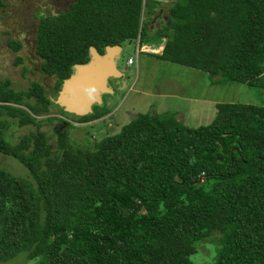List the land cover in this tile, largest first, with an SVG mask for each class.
<instances>
[{"label":"trees","instance_id":"obj_1","mask_svg":"<svg viewBox=\"0 0 264 264\" xmlns=\"http://www.w3.org/2000/svg\"><path fill=\"white\" fill-rule=\"evenodd\" d=\"M160 5L72 0L67 11L37 16L34 55L50 89L0 82V154L26 170L22 178L0 168V264H264V104H216L212 121L196 128L136 114L90 149L60 131L54 149L39 133L14 144L4 135L11 122L69 126L64 120L107 114L102 105L76 117L53 101L89 48L101 55L129 40L143 46L142 9L149 23ZM166 17L151 36L165 39L154 57L206 73L210 84L264 92V0H178ZM8 47L17 52L20 43ZM51 106L60 119H37ZM210 233L219 234L213 261H193Z\"/></svg>","mask_w":264,"mask_h":264},{"label":"rangeland","instance_id":"obj_2","mask_svg":"<svg viewBox=\"0 0 264 264\" xmlns=\"http://www.w3.org/2000/svg\"><path fill=\"white\" fill-rule=\"evenodd\" d=\"M3 6L0 7V82L6 81L8 87L14 91L26 90L29 84L36 81L49 90L53 79L46 78L37 73L40 60L33 55L34 41L32 32L35 27V15H44L51 10L55 13L61 8H67L72 0H1ZM159 1V0H156ZM50 3V6L47 5ZM165 11V6L159 7ZM141 22L146 25L149 35L146 44L154 41V48L162 41L152 38L155 30L163 27L164 20L156 21L157 14L150 18L145 16L142 9ZM9 41H17L20 48L17 52H12L8 47ZM28 45V46H27ZM138 39L129 40L122 43L121 53L116 61V69L122 75L121 78L107 79V85L112 90L111 94L101 97V104L107 114L87 122L74 123L69 119L64 120L69 126L56 121H42L39 127L24 126L18 127L14 122L5 130L4 135L10 143H16L17 139L27 134H42L51 149L56 147L57 131L66 135L69 143L73 147L90 149L93 143L103 137L116 134L121 126L127 124L136 114L170 115L175 117L177 110L189 109L191 119L185 126L196 128L208 125L212 118L206 115L211 109L206 103L191 102L186 100L189 97H204L208 99H218L236 104H250L261 106L264 104V92L255 88H250L244 84L225 83L213 85L207 90H202V85L210 83L208 75L195 69L176 65L166 61H161L154 57L155 49L136 54ZM139 47V46H138ZM128 57L133 59L131 66H126ZM20 60L15 63V60ZM204 75V77L202 75ZM142 92L148 93L143 96ZM56 96V95H55ZM185 98V101L182 100ZM161 103V108L156 104ZM61 118L56 114L53 106L50 107L48 115L37 117ZM176 119V117L174 118ZM182 124V122H180ZM0 168L12 175L26 178V170L14 159L0 154ZM218 233L205 235L204 239L196 245L197 253L191 256L192 260L198 263L211 262L215 256ZM2 264H35L25 261L23 257H17L7 263Z\"/></svg>","mask_w":264,"mask_h":264},{"label":"water","instance_id":"obj_3","mask_svg":"<svg viewBox=\"0 0 264 264\" xmlns=\"http://www.w3.org/2000/svg\"><path fill=\"white\" fill-rule=\"evenodd\" d=\"M120 52V46L105 47L101 55L89 48L88 61L72 67L71 74L62 81L53 102L65 113L76 117L90 113L93 106L101 104V96L112 93L107 79L122 76L116 69Z\"/></svg>","mask_w":264,"mask_h":264},{"label":"crops","instance_id":"obj_4","mask_svg":"<svg viewBox=\"0 0 264 264\" xmlns=\"http://www.w3.org/2000/svg\"><path fill=\"white\" fill-rule=\"evenodd\" d=\"M178 0H159V2L161 3V5L163 6H165V9H167L169 6H171V5H173L174 3H176ZM160 5V6H161ZM163 14H164V16H165V19H164V17H162L163 16ZM160 16L162 17V20H164L165 22H164V24L166 23V10L165 11H161V10H159L158 11V14H157V17H159V19H156V21H159L161 18H160ZM160 41H162L163 43H164V41H165V39H161ZM163 43L161 44V47H160V50L159 51H157V52H152L151 54H153L154 53V55H158V54H160V52H161V49H162V45H163ZM121 53V52H120ZM147 53H150V52H147ZM157 59V58H156ZM159 60V59H158ZM162 61V60H161ZM132 65V64H131ZM131 65H129V66H131ZM199 72H201V71H199ZM201 73H203V72H201ZM205 75H207L206 73H204ZM202 75V74H201ZM203 77H204V75H202ZM122 77V76H121ZM211 86H213V85H210V83H205V84H203L202 85V90H207V89H209ZM142 94H143V96H145V95H147L148 93H146V92H142ZM182 100H184L185 101V98H182ZM186 100H188V101H191V102H200V103H206V104H208L209 105V108L211 109V111H209L208 112V114L206 115L208 118H214V115H215V105L216 104H220V103H222V104H224V103H229L228 101H223V99H222V101H220V100H218V99H208V100H206L204 97H200V96H198V97H189V98H186ZM161 103H157L156 104V106H157V108H161ZM248 105V104H247ZM250 105V104H249ZM175 113V117H176V121H178V122H182V125H186V124H188L189 122H190V119H191V112H189V109H186V111H184V110H181V111H176V112H174ZM153 115V114H152ZM174 117V118H175ZM212 121V120H211ZM187 126V125H186Z\"/></svg>","mask_w":264,"mask_h":264},{"label":"flooded vegetation","instance_id":"obj_5","mask_svg":"<svg viewBox=\"0 0 264 264\" xmlns=\"http://www.w3.org/2000/svg\"><path fill=\"white\" fill-rule=\"evenodd\" d=\"M71 3V2H70ZM69 3V4H70ZM69 4H68V6H69ZM47 5H49L50 6V3H48ZM68 6H67V8H61L60 10H57V7L55 8L56 9V11H55V13H53V12H51V10L49 11V12H47L46 14H44V15H35V19H36V23H35V27H34V30H33V32H32V37H33V41H34V37H35V29H36V25H37V16H45V15H56L57 13H59V12H61V11H67V9H68ZM16 42V41H15ZM28 46V45H27ZM34 46H35V42H34ZM33 55H34V47H33ZM35 56V55H34ZM36 57V56H35ZM37 73H39V75H41L40 74V71H39V65H38V67H37ZM42 76V75H41ZM45 77V76H44ZM47 78V77H46ZM43 85V84H42ZM102 97V96H101Z\"/></svg>","mask_w":264,"mask_h":264},{"label":"built area","instance_id":"obj_6","mask_svg":"<svg viewBox=\"0 0 264 264\" xmlns=\"http://www.w3.org/2000/svg\"><path fill=\"white\" fill-rule=\"evenodd\" d=\"M138 46H136V54L143 53L144 52L143 49H142L143 46H139V47ZM131 64H133V59L131 57H128L126 59L125 65L129 66Z\"/></svg>","mask_w":264,"mask_h":264},{"label":"bare ground","instance_id":"obj_7","mask_svg":"<svg viewBox=\"0 0 264 264\" xmlns=\"http://www.w3.org/2000/svg\"><path fill=\"white\" fill-rule=\"evenodd\" d=\"M153 43H154V41H153L152 43H150V44H146V43H145V44L143 45V47H142L143 51H145V50L148 51V50L155 49L154 46H153V45H154ZM144 49H145V50H144ZM156 49H159V45H158V47H157ZM156 49H155L153 52H157ZM148 52H150V51H148Z\"/></svg>","mask_w":264,"mask_h":264}]
</instances>
